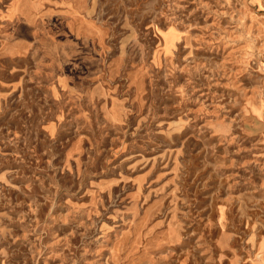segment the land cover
I'll use <instances>...</instances> for the list:
<instances>
[{
    "label": "rangeland",
    "instance_id": "1",
    "mask_svg": "<svg viewBox=\"0 0 264 264\" xmlns=\"http://www.w3.org/2000/svg\"><path fill=\"white\" fill-rule=\"evenodd\" d=\"M0 264H264V0H0Z\"/></svg>",
    "mask_w": 264,
    "mask_h": 264
}]
</instances>
